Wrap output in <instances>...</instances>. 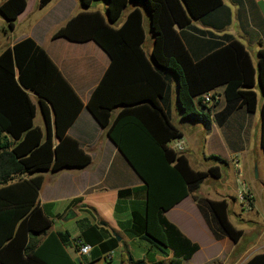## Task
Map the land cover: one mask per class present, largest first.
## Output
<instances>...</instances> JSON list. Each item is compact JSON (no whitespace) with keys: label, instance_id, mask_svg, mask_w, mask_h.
Listing matches in <instances>:
<instances>
[{"label":"trees","instance_id":"obj_1","mask_svg":"<svg viewBox=\"0 0 264 264\" xmlns=\"http://www.w3.org/2000/svg\"><path fill=\"white\" fill-rule=\"evenodd\" d=\"M48 1L38 0L37 6ZM104 1V15L97 10L78 11L52 37L75 42L92 40L109 57L84 106L144 182V208L142 212L132 210L126 230L153 245L159 243L161 252L170 249L167 264H181L197 245L167 221L163 211L195 189L207 175L217 177L218 164L223 160L204 156L210 164L205 170H195L183 152L168 146L181 136L167 116L171 76L177 81L180 116L200 121L205 129L210 106L203 95L209 91L220 88L222 105L212 114L218 124L238 107L243 106L249 113L258 109V140L264 155V95L258 104L254 90L257 83L264 94V46L257 49L254 66L240 41L229 35L215 37L191 24L197 20L216 27L218 22H213L212 15L221 7V0ZM80 2L86 7L90 0ZM129 2L134 6L125 12ZM24 7L25 0L0 1V15L7 28H12ZM142 10L147 13L152 33L148 58L141 48ZM120 17L122 20L114 27L112 23ZM184 30H191L203 40L202 53H190ZM82 106L56 65L31 38L25 37L0 51V153L10 155V161L0 165L6 171L0 175V264H75L66 246L72 244L76 250L86 243L90 250L88 259L82 256L85 264L96 258L94 251L105 259V254L119 243L105 225L91 222L88 217L76 220L79 232L70 242L67 231L49 230L51 218L38 201L42 172L81 167L90 160L77 141L66 134ZM36 110L43 118L44 133L33 125ZM197 205L215 237L227 236L236 241L241 236V230L228 220L224 199L198 198ZM241 264H264V249Z\"/></svg>","mask_w":264,"mask_h":264},{"label":"crops","instance_id":"obj_2","mask_svg":"<svg viewBox=\"0 0 264 264\" xmlns=\"http://www.w3.org/2000/svg\"><path fill=\"white\" fill-rule=\"evenodd\" d=\"M37 2L38 0H25V7L13 20L12 28H8L6 33L9 36L2 43L0 51L25 37L31 38L45 51L83 104L67 127L66 134L75 139L90 157L89 162L81 167L46 170L41 173L43 178L38 190V201L51 218L49 230L67 231L70 223L88 217L91 222L98 221L105 225L112 236L119 237V240L116 239L119 243L112 250L110 258L104 259L94 251L96 258L88 264H155L157 261L167 264L172 255L170 249L162 256L160 249L163 247L159 243L155 242L153 245L144 239L148 245L136 244V236L117 234V220H129L126 211L142 212L146 190L144 182L106 135L105 128L95 122L84 106L89 93L106 69L109 57L92 40L75 42L64 37H52V33L78 11L97 10L104 15L105 1L90 0L86 7L81 5L80 0H49L42 7H38ZM221 4L212 15L213 22H218L216 27L203 25L197 20H192L191 24L215 37L229 35L240 41L255 66L257 49L264 46V0H221ZM133 6L129 2L124 11ZM142 11L144 39L141 48L148 58L152 33L147 13ZM0 19L2 23H6L3 17ZM121 20L122 17L112 25L118 26ZM184 32L190 53H202L203 40L197 39L198 36L191 30ZM171 80L170 111L167 116L170 122V114L177 116L178 126L171 123L180 131V138L184 141L176 152H183L189 165L195 170H205L210 164V160H205L204 156L214 155L223 160L218 164L217 177L207 175L195 189L163 211L165 219L197 245L189 257L182 259L181 264H241L252 254L264 249V155L259 140L257 147L251 146L257 127L259 138L258 109L249 113L243 106L238 107L224 122L218 124L212 114L222 105V99L219 98L216 103L207 104L210 106V121L205 129L200 121L180 116L173 76ZM216 90L220 91V88ZM31 96L34 100L35 96ZM33 125L44 133V122L39 110L35 111ZM53 139L55 143L57 138ZM197 158L204 160L205 164L199 165L200 159ZM7 161H10V155L1 152L0 165ZM5 172L0 169V175ZM240 190L246 191L250 197L247 206L238 198ZM73 198L77 200L70 203ZM198 198L224 199L227 203L228 220L241 230V236L236 241L227 236L215 237L197 205ZM115 201L120 207L124 206L123 209H117L118 212H124L114 218L110 209L113 211ZM125 205L129 208L126 209ZM106 218L108 219L105 221ZM128 227L129 224L126 229ZM78 232V227L72 233L68 232L70 242ZM130 242H133L136 251H131ZM258 248L260 251H254L259 250ZM66 250L75 264H82L83 255L78 254L72 244L67 245ZM88 256L87 254L84 258L88 259Z\"/></svg>","mask_w":264,"mask_h":264},{"label":"rangeland","instance_id":"obj_3","mask_svg":"<svg viewBox=\"0 0 264 264\" xmlns=\"http://www.w3.org/2000/svg\"><path fill=\"white\" fill-rule=\"evenodd\" d=\"M0 18H2L1 17V15H0ZM6 32H8V28L6 27V25L4 24V23H2V21H1V19H0V47H1V45H3L2 43L5 41V39L9 36V34L8 33H6ZM254 90H255V92H256V94H257V97H258V100H257V103L259 104V101H260V98L261 97H263V93L260 91V88H259V86L256 84L255 86H254ZM257 104V105H258ZM169 111H170V108H169ZM170 119H171V122L175 125V126H178V118H177V116L176 115H173V114H170ZM257 144H258V127L256 128V130H255V132H254V134H253V139L251 140V146H253V147H257ZM200 158H197V160H199ZM207 163H209L208 161H206ZM198 163H199V165H202V164H205V161L204 160H202V159H200L199 161H198ZM260 163V162H259ZM260 165V164H259ZM264 166V163H263V165H262V167ZM124 208V206L122 205L121 207H120V204L117 202V201H115V203L113 204V211H111V209H110V213L112 214L111 216L113 217L114 216V218L116 217V215H118V214H120V213H123L124 211L123 210H121V211H119L118 212V210L117 209H123ZM125 208L126 209H128L129 207L127 206V205H125ZM117 210V211H116ZM135 211V210H134ZM127 212V215H129V220L127 221H125V222H118V220H117V234L118 235H120V234H125L126 236L127 235H129V233L127 232V230H125L126 229V227H127V225L128 224H130V222H131V214H132V211H130V212H128V211H126ZM109 217V216H108ZM108 218H106L105 219V221L107 220ZM56 224H58V223H56ZM78 226H77V223H76V221H75V223H70L68 226H67V231L69 232V233H72V231H74V229L75 228H77ZM151 240V239H150ZM136 244H145V245H148V243L144 240V239H142V238H139V237H135V241H134ZM129 246H130V249H131V251H136V247L134 246V244H133V242H130L129 243ZM154 248V247H153ZM155 249V248H154ZM259 249V248H258ZM122 250H123V248H122ZM254 251H260V249L259 250H254ZM160 254L162 255V256H164L166 253H164V252H160ZM85 264H88L87 262H85ZM165 264V263H164Z\"/></svg>","mask_w":264,"mask_h":264},{"label":"built area","instance_id":"obj_4","mask_svg":"<svg viewBox=\"0 0 264 264\" xmlns=\"http://www.w3.org/2000/svg\"><path fill=\"white\" fill-rule=\"evenodd\" d=\"M204 101L207 102L208 104L213 103L215 101H218L220 98V94L218 91H209L203 95ZM184 141L182 138L178 137L175 139H172L170 142H168V146L177 151L178 149L181 148L183 145ZM238 198L244 203L245 206H247V203L250 199L249 195L246 193L244 190H240L238 193ZM90 250V245L86 243L79 244V246L76 249V252L80 255H87ZM112 251H109L106 255L105 258H110Z\"/></svg>","mask_w":264,"mask_h":264},{"label":"water","instance_id":"obj_5","mask_svg":"<svg viewBox=\"0 0 264 264\" xmlns=\"http://www.w3.org/2000/svg\"><path fill=\"white\" fill-rule=\"evenodd\" d=\"M174 80H175V100H176V103H177V95H176V85H177V81H176V79L174 78ZM114 237L117 239V240H119V237L118 236H116V235H114ZM129 258V257H128ZM142 262H138V264H141Z\"/></svg>","mask_w":264,"mask_h":264}]
</instances>
